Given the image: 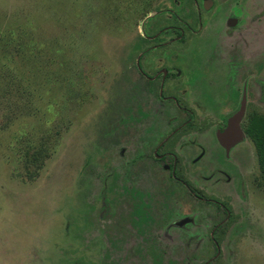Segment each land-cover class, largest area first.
I'll use <instances>...</instances> for the list:
<instances>
[{
	"label": "rangeland",
	"instance_id": "1",
	"mask_svg": "<svg viewBox=\"0 0 264 264\" xmlns=\"http://www.w3.org/2000/svg\"><path fill=\"white\" fill-rule=\"evenodd\" d=\"M246 1L228 0L194 49L160 60H264V17L224 43L229 13L264 14V0ZM166 8L173 0H0V264H264V178L249 138L235 164L216 141L185 163L186 180L222 207L165 181L160 164L133 168L136 133L149 153L141 130L168 117L135 115L130 60Z\"/></svg>",
	"mask_w": 264,
	"mask_h": 264
},
{
	"label": "flooded vegetation",
	"instance_id": "2",
	"mask_svg": "<svg viewBox=\"0 0 264 264\" xmlns=\"http://www.w3.org/2000/svg\"><path fill=\"white\" fill-rule=\"evenodd\" d=\"M227 1L173 0V8L158 13L161 29L151 34L157 20L150 23L146 27L147 35L139 40L140 46L145 45L146 48L137 60H130L135 115L141 114L148 120L156 115L160 116H156L157 119L168 117L167 122H144L151 127L149 131L147 128L141 130L142 136L154 147L149 153L147 147L138 146L139 133H136L132 147L135 172L141 160L145 161L144 164H160L165 181L185 188L197 202L206 201L220 207L222 205L216 199L207 198L196 190L191 178L186 180L184 166L185 163L196 166L202 162L206 151L201 142L209 141H216L225 151L226 159L236 163L234 153L240 142L249 138L247 129L252 116L264 117V60H160V54L175 45L181 52L194 49L196 43L216 27L217 17L221 11H226ZM240 6L242 4H235V7ZM185 12L188 16L181 18L180 14ZM241 12L227 15L226 29L229 33L228 41L224 40V43H229L244 28L250 26V30L253 26L263 25L264 14ZM162 35H167V38L171 35V38L154 43ZM171 114L175 116L171 117ZM236 119L239 133L228 135ZM238 134L242 136L240 141H236ZM158 141L159 144L154 146ZM139 147L145 149L146 154L139 155ZM196 149L200 150L199 154H196ZM222 174L225 176L223 183L231 181L229 174ZM144 175L145 188L157 185L158 180L151 170L147 169ZM202 180L206 184L212 181L222 184L218 179L214 180L213 175L204 176ZM223 210L229 214L228 208Z\"/></svg>",
	"mask_w": 264,
	"mask_h": 264
},
{
	"label": "trees",
	"instance_id": "3",
	"mask_svg": "<svg viewBox=\"0 0 264 264\" xmlns=\"http://www.w3.org/2000/svg\"><path fill=\"white\" fill-rule=\"evenodd\" d=\"M11 92L12 91H8L7 93V90H6L3 95L4 96L8 95V97H12L13 94ZM16 109H19V107H17ZM13 111H16V110H13ZM10 119H11L10 116H8V120ZM247 134L249 138L252 140V142L254 143L257 157H258L259 168L264 178V117L263 116H258V115L252 116L251 123L247 129Z\"/></svg>",
	"mask_w": 264,
	"mask_h": 264
},
{
	"label": "water",
	"instance_id": "4",
	"mask_svg": "<svg viewBox=\"0 0 264 264\" xmlns=\"http://www.w3.org/2000/svg\"><path fill=\"white\" fill-rule=\"evenodd\" d=\"M237 124H238L237 119L234 120V121L232 122V124H231V129L228 130V132H227L228 135L235 134L236 132L239 133L238 130H237V127H238ZM238 135H239V134H238ZM236 136H237V135H236ZM237 137H239V139L236 140V141H240V140L242 139V136H241V135H239V136H237Z\"/></svg>",
	"mask_w": 264,
	"mask_h": 264
}]
</instances>
